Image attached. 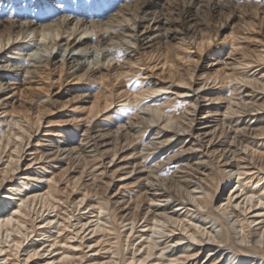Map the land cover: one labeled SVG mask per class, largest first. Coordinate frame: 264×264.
<instances>
[{
    "label": "bare ground",
    "instance_id": "bare-ground-1",
    "mask_svg": "<svg viewBox=\"0 0 264 264\" xmlns=\"http://www.w3.org/2000/svg\"><path fill=\"white\" fill-rule=\"evenodd\" d=\"M125 1L94 15L90 4L67 11L63 0H0V61L6 63L0 78L6 69V88L18 96L3 97L0 81V264H264V8L254 10L257 22L242 25L254 36L214 35L207 16L192 17L188 28L203 25L204 32L186 42L183 28H174L180 43L125 66L100 49L111 46L108 33L115 31L118 44L129 48L123 39L137 40L129 22L145 23L147 33L180 19L146 7L147 0ZM211 2L183 0L206 15ZM41 5L46 13L38 14ZM29 35L33 43L25 46ZM213 36L231 49L199 70V55ZM192 47L196 59L185 60L180 54ZM9 48L38 54L24 70L31 76L10 72L16 58L6 59ZM68 48L72 54H61ZM98 50L106 65L94 67L96 60L83 71L74 55ZM71 59L72 71L65 72ZM143 64L162 80L121 88L132 67ZM111 76L114 87L107 83ZM87 79L109 90L87 107L50 90ZM178 102L177 114L171 108ZM118 105L132 113L103 124L111 109L123 115Z\"/></svg>",
    "mask_w": 264,
    "mask_h": 264
},
{
    "label": "rangeland",
    "instance_id": "rangeland-1",
    "mask_svg": "<svg viewBox=\"0 0 264 264\" xmlns=\"http://www.w3.org/2000/svg\"><path fill=\"white\" fill-rule=\"evenodd\" d=\"M20 1V0H19ZM131 3L137 2L139 0H129ZM168 1L170 0H147L145 6L149 7V8H153L156 10L161 11L162 16L164 17H168L170 16V14H172L173 16H178L179 15V22L173 23L172 25L168 26V28L166 30H161L158 31L157 29H148L147 33H145V23H141L139 24L137 27L135 26V24H132V22H129L128 26L131 29H135V33L137 34V40H134V38L131 37H125L123 39V41H125V43H128L129 48H126V44L120 45L118 43H120V40L118 39V37H115L116 33L115 31H112L111 34H107L106 37H112V44L111 46L105 47V44L100 46V49L102 48L104 50V48H106V52L108 55V59L111 58L112 60V64L113 62H117V65H121L125 63V66H127L126 63H128L131 60H138V56H141L142 58L137 61L139 63L142 62V59L146 57V55H148L150 52H160L163 49H165L168 45H176V42L180 43V35L179 34H175L176 32L174 31V28L181 29L183 28V31H185V36H186V42L189 41V36H194V34L197 33H202L204 32L202 28H204L203 25H195L192 28H188L189 25H191L192 23H194V21H191L192 17H195L197 22L201 21L204 17L207 16L209 23H210V31L211 34L214 35L217 34V32H219V30H221L220 35L223 36L224 34H229L232 30H237L239 33H241V37H246V35L248 36H254L253 31L252 33L249 31H243L242 29V25L246 22L247 23L252 21V22H257V19L255 18V13L254 10L256 8H264V0H213V2H211V8L210 11L208 12L209 15L203 14L201 13H195V8H190V7H186L183 4V0H175L174 5H168ZM52 1H45V3H49ZM101 2H99V0H63L62 2V6L63 9L65 10H72L74 7L77 8L78 10H84L86 9V5L90 4V11L93 13H95L94 15H98L103 14L104 9L105 10H113V9H118L122 6L123 3H125V0H103V6L101 5ZM237 5H244V8L242 11L238 10ZM255 5V6H252ZM68 8V9H67ZM72 8V9H71ZM246 10V14L249 13V15L247 16L246 14H243V11ZM25 16H30L31 14L34 13L33 10V6L32 5H27L25 10ZM40 12H38V14H42V13H46V11L43 9L42 5L40 7ZM171 12V13H170ZM1 13V11H0ZM227 15H229V18H227ZM191 27V26H190ZM241 28V29H238ZM168 30V31H167ZM182 30V29H181ZM264 30V28H263ZM123 30H121L122 32ZM249 32V33H248ZM200 36V35H198ZM197 36V37H198ZM214 41L213 44L210 45L209 48H207L204 52L201 53V55H199V62H197L196 66L199 67V70L202 68V66H208L211 64V62L213 60H221L223 61V59L225 57L228 56V52L231 49V44L230 42L226 41L223 43H219L217 44L218 40V36L215 37L213 36ZM30 39V35L25 39L26 41L23 42L26 46V44L29 43H33ZM98 43L101 44L99 38L97 39ZM31 41V42H30ZM34 41V40H33ZM94 41H96V38L94 39ZM252 39H241L239 41V43L245 45L246 42L250 44ZM190 42V41H189ZM253 42V41H252ZM118 44V45H117ZM86 45V44H85ZM83 45V47L85 46ZM90 46V45H88ZM192 46V45H190ZM188 46V47H190ZM21 47V46H19ZM41 48L44 49V47L41 46ZM55 50L57 49V46H55L54 48ZM93 48H91L90 50H92ZM195 48H189L187 50H185V52H189V53H184L180 54L183 55L185 57V60L189 59H196L195 56V52H194ZM28 50H21V49H7L6 50V56H8L6 59H10V58H16L13 61H11V59L9 60V64L8 66H10V72L13 73L14 76L19 77V79L21 77H26V76H31L32 73L29 71L28 73H26L25 67L28 70L32 69V65L35 64L34 60H32V58H35V56H38L37 53H31L28 54L30 52H27ZM73 48H68L66 50L61 51V54H66V53H73ZM76 52H80V49ZM75 52V54H76ZM105 52V54H106ZM97 53V54H96ZM76 57V61L81 62L85 64V67L83 68V71L85 70H89V68H91V66L93 65L92 62H95L96 60H100L94 67H97L101 64L104 63V66L107 63V60H101V52H95L92 56H87L86 58H81L80 56L74 55ZM98 56V57H97ZM172 56V54H171ZM80 57V58H79ZM62 55L57 56L56 59L53 60V62H57L56 65L58 66L61 63V59H62ZM5 60V59H4ZM16 60H18L19 62H15ZM94 60V61H93ZM174 60V59H173ZM59 61V62H58ZM75 61V62H76ZM141 61V62H140ZM24 63V64H23ZM6 63L3 61H0V67L2 66V68H5ZM73 64L72 59L69 61V63H67V65H65V67H63L65 72H70L72 71V68L70 69L69 67ZM90 64V65H89ZM174 64H178L177 60H174ZM69 66V67H68ZM89 67V68H88ZM143 69H139L136 67H132V70L130 72V79H129V83H123V85L126 86H122L121 88H127L131 91L133 90H137L138 88H145L148 87L149 84L151 82L154 81H161L162 78L160 76H157L156 74H154L155 72L159 73L158 70H152L150 69V66L143 64ZM159 67V66H158ZM17 68V72H13V69ZM67 68V69H66ZM88 68V69H87ZM23 69V70H22ZM70 69V70H69ZM139 69V70H138ZM104 70H100L98 71L99 74L104 73ZM154 72V73H153ZM3 76L0 78V81L2 80V83L4 84V88H6V86L8 84H6V81H8V79H5L6 77H8V72L6 73V69H3ZM109 85L111 86H116L117 82H114L113 77L111 76L110 81H107V83H109ZM166 82V81H164ZM18 86V85H16ZM52 87V88H51ZM50 90L53 92H55V95L58 97V99L60 100H68L70 101L69 103H71L72 105H81L82 107H87L88 105H90L94 100V95L95 94H99L101 96H104V94H108L109 90H106L107 87L103 88V84L100 83L99 81H95L94 79H87L86 81H81L79 83H72V81H65L63 82V84L60 86V88H57V84L54 86H51ZM116 88H114V93L116 92L115 90ZM4 95L3 97H13L14 100L18 99V96H12L11 91H9L8 88H6L3 91ZM48 93H46L47 95ZM168 94H163V95H159L162 96L163 98H165ZM121 103V102H120ZM118 103V104H120ZM72 105L68 108H66L67 110H72ZM114 105V104H113ZM117 106V105H116ZM121 108L122 109V113L123 115H119L118 110L115 109H111V111H108L106 113V119L105 121H103V124H113L114 122L124 119L127 116H129L132 113V109L130 108V106L128 105H118L117 108ZM65 109V110H66ZM171 109H176V113L178 114L180 111V109H182L181 106V102L178 103H174L173 107ZM79 110H75L73 111V117L74 118H78L79 116ZM54 118V116H53ZM52 119V118H51ZM102 121V116H97L96 122H101ZM74 131V130H73ZM148 133V132H147ZM74 136L76 137V132L74 131ZM73 136V137H74ZM57 138V137H56ZM59 141L61 140V138H57Z\"/></svg>",
    "mask_w": 264,
    "mask_h": 264
}]
</instances>
